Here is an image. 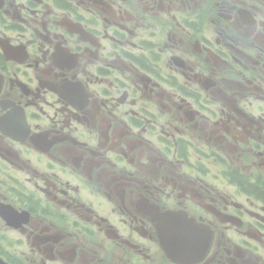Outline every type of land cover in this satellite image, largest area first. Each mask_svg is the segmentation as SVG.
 <instances>
[{"label": "flooded vegetation", "instance_id": "1", "mask_svg": "<svg viewBox=\"0 0 264 264\" xmlns=\"http://www.w3.org/2000/svg\"><path fill=\"white\" fill-rule=\"evenodd\" d=\"M179 217L264 264V0H0V257L183 264Z\"/></svg>", "mask_w": 264, "mask_h": 264}, {"label": "water", "instance_id": "2", "mask_svg": "<svg viewBox=\"0 0 264 264\" xmlns=\"http://www.w3.org/2000/svg\"><path fill=\"white\" fill-rule=\"evenodd\" d=\"M191 226L195 227L189 220L179 217L178 219H166L158 228L161 245L172 260L183 264L200 261V258L195 257L198 246H201L202 256H206L209 252L213 241L212 232L208 227L204 228L203 237L200 239V243H197L193 241V235L190 232ZM174 236L176 240L173 239ZM0 264H3L1 260Z\"/></svg>", "mask_w": 264, "mask_h": 264}]
</instances>
